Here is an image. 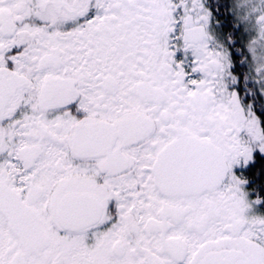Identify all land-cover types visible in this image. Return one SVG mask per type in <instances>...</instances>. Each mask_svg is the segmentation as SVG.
I'll return each mask as SVG.
<instances>
[{
  "label": "snow or ice",
  "instance_id": "6c2138e0",
  "mask_svg": "<svg viewBox=\"0 0 264 264\" xmlns=\"http://www.w3.org/2000/svg\"><path fill=\"white\" fill-rule=\"evenodd\" d=\"M257 43L264 0H0V264H264Z\"/></svg>",
  "mask_w": 264,
  "mask_h": 264
},
{
  "label": "flooded vegetation",
  "instance_id": "af4514ba",
  "mask_svg": "<svg viewBox=\"0 0 264 264\" xmlns=\"http://www.w3.org/2000/svg\"><path fill=\"white\" fill-rule=\"evenodd\" d=\"M220 3H228L233 6L239 5L244 2V0H219ZM221 11L227 12L228 9H221ZM247 9H240V8H235V18L237 21L241 22L243 24V16L246 13ZM221 22H223V17H221ZM243 29H248V35L244 38L242 41L245 51L247 55L245 57H242V59H246L249 67L254 70L255 67L257 66V62H254L252 60L251 54L247 52L250 46H253L251 42L253 40H258V32L253 30V25L251 24H243ZM242 29V30H243ZM230 30V29H229ZM227 31V30H226ZM256 49V55L257 57H260L261 55H264V47L261 46L260 43H257L254 45Z\"/></svg>",
  "mask_w": 264,
  "mask_h": 264
}]
</instances>
